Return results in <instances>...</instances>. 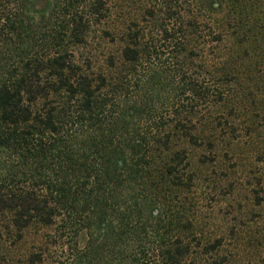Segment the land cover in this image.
Wrapping results in <instances>:
<instances>
[{"label":"trees","instance_id":"obj_1","mask_svg":"<svg viewBox=\"0 0 264 264\" xmlns=\"http://www.w3.org/2000/svg\"><path fill=\"white\" fill-rule=\"evenodd\" d=\"M262 127L264 0H0V236L46 231L28 264H198L185 146L221 163Z\"/></svg>","mask_w":264,"mask_h":264},{"label":"rangeland","instance_id":"obj_2","mask_svg":"<svg viewBox=\"0 0 264 264\" xmlns=\"http://www.w3.org/2000/svg\"><path fill=\"white\" fill-rule=\"evenodd\" d=\"M97 43L96 39L91 46L76 48V60L84 64L88 57L100 58ZM2 61L12 63L7 54ZM253 139L244 137L245 142ZM185 147L191 161L188 170L196 177L193 191L187 194L193 211L188 215L192 219V229L186 232L199 248L194 262L264 264V143L263 150L256 151L248 144L237 145L226 152L228 157L221 163L207 161L212 153L203 148ZM203 155L207 157L199 161ZM259 199L260 204L257 203ZM46 233L33 227L19 239L14 230H5L0 236V264H28L30 252L47 238ZM216 240H221L222 244L218 252L202 247Z\"/></svg>","mask_w":264,"mask_h":264}]
</instances>
